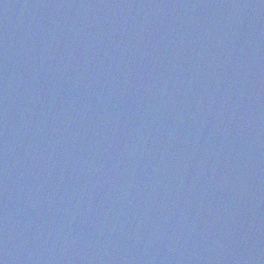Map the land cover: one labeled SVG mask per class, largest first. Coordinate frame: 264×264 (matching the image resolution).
Returning <instances> with one entry per match:
<instances>
[{
    "label": "water",
    "instance_id": "95a60500",
    "mask_svg": "<svg viewBox=\"0 0 264 264\" xmlns=\"http://www.w3.org/2000/svg\"><path fill=\"white\" fill-rule=\"evenodd\" d=\"M0 264H264V0H0Z\"/></svg>",
    "mask_w": 264,
    "mask_h": 264
}]
</instances>
